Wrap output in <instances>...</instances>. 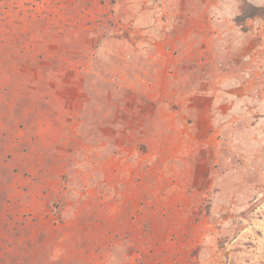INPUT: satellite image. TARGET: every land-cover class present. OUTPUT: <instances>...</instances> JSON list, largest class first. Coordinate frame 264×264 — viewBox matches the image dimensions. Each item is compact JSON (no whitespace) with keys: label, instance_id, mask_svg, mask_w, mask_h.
Wrapping results in <instances>:
<instances>
[{"label":"rangeland","instance_id":"obj_1","mask_svg":"<svg viewBox=\"0 0 264 264\" xmlns=\"http://www.w3.org/2000/svg\"><path fill=\"white\" fill-rule=\"evenodd\" d=\"M247 4L264 8L0 0V264H264V10L249 17ZM186 29L202 32L204 58L215 54L211 81L232 72L228 88L244 95L239 124L222 138L239 144L230 150L239 172L224 184L219 169L212 181H188L187 128L159 113L175 101L148 102L158 126L149 116L142 136L122 126L125 99L147 89L124 79L147 71L138 46L170 50L168 38ZM133 142L149 152L145 173L121 163L120 178L114 158ZM44 151L50 180L41 178Z\"/></svg>","mask_w":264,"mask_h":264},{"label":"crops","instance_id":"obj_2","mask_svg":"<svg viewBox=\"0 0 264 264\" xmlns=\"http://www.w3.org/2000/svg\"><path fill=\"white\" fill-rule=\"evenodd\" d=\"M181 32L182 35L178 34L173 39L168 38L170 43H176L170 50L165 48V41H158L159 43L154 49L138 46L137 51L139 53L146 52L150 58L147 60V66H139V68H147V71L143 76L139 75L133 79L124 77V79L130 86L139 84L146 86L147 89L146 92L130 93L125 99L128 104L123 110L125 120L122 126L125 132L139 133V136H142L148 132V129H151L148 128L149 124L147 123L149 116L153 121L152 126H158V121L153 120L157 110L153 104L149 105L148 102L175 101L179 104L178 109L159 113L161 118L166 117L169 121L167 126L176 127L182 123L181 128H187L188 139L183 143H185L188 152V181L195 183L202 180L212 181V178H207V174L214 173L216 169H219L220 181L224 184V181L227 180L225 177L231 170L239 172V164L233 162V158H231L233 151H230L238 148L239 144L222 138L227 136L226 133L230 127L233 128L239 124L242 108L238 101H243L244 95L228 88L231 85L229 80L235 75L232 72H226L219 81H211L207 70L214 66L215 54L209 59H207L208 57L204 58L206 53L210 54L211 47L206 48L201 44L199 46L195 44L203 40L202 32L197 31L195 34L188 29L181 30ZM177 50H179L178 55H173V52ZM225 66L232 70L234 65L227 61ZM195 70H203V72H195ZM135 101H138L137 105L134 104ZM149 106L150 109H148ZM41 125L45 129L47 128L44 122ZM109 126L115 127V121L109 123ZM219 135L221 136L219 137ZM119 147H121L122 155L120 158H114L113 174L120 178L123 174L125 175L124 170L120 169L121 163L125 167L135 165L137 168L135 175L142 179L145 173L142 166L145 167L149 152L140 150L135 142ZM47 149L45 147V150ZM27 156L30 157L29 162L38 157L34 154H27ZM49 156L50 153L44 151L42 157L44 172L41 173L43 180H50L49 177H46ZM124 179L128 180L127 177ZM198 195L195 193L194 197H198ZM22 197L23 200H27L28 194L23 193ZM32 198L37 199V195H33Z\"/></svg>","mask_w":264,"mask_h":264},{"label":"trees","instance_id":"obj_3","mask_svg":"<svg viewBox=\"0 0 264 264\" xmlns=\"http://www.w3.org/2000/svg\"><path fill=\"white\" fill-rule=\"evenodd\" d=\"M247 6H248L247 8L243 7L242 12H245L249 17L254 15H259L264 10V8L259 6H254L252 4H247Z\"/></svg>","mask_w":264,"mask_h":264}]
</instances>
